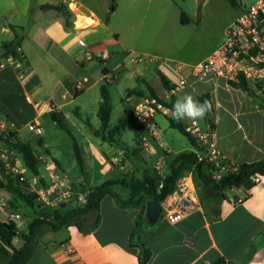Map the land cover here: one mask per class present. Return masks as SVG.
<instances>
[{
    "label": "crops",
    "instance_id": "1",
    "mask_svg": "<svg viewBox=\"0 0 264 264\" xmlns=\"http://www.w3.org/2000/svg\"><path fill=\"white\" fill-rule=\"evenodd\" d=\"M132 1L126 9L124 7L123 15H118L116 7L106 22L109 6H103L104 12H97L89 0H0V54L2 43L18 37L20 46L17 52L26 70L23 80L12 70L0 74V122L6 123L18 139L28 144L22 133L28 130L32 121H36L38 130L35 133L39 136L36 144L43 147V154L51 156L42 140L46 134L42 120L50 116L59 127L56 120L62 122V116L69 118L70 111L83 120L87 115L86 107L92 105L94 120L84 122L90 128L96 127L94 136L82 134L81 140L75 139L82 160L79 180L82 186L78 182L74 187L71 182L76 189L72 190V199L65 203L70 204L61 210L63 212L84 204L87 190L92 186L106 181L128 184L124 179L113 177L117 171H127L126 174L136 172L139 176L136 180H141L146 170H152L151 167L132 164L138 148L136 141L134 148L121 151L119 156L111 146L113 134L111 138H105V134L110 132L112 109L108 85L121 92L125 108L131 106L124 100L128 93L146 95L148 87L165 100L173 94L175 102L185 95H191L197 101L201 95H208L210 121L204 117L184 118L183 124L196 123L201 132L211 125L217 151L233 166L264 160V102L257 92H245L229 85L223 78L208 75L203 78L188 76L186 89L170 93L162 87L157 72L169 83L174 82L178 75L171 64L133 63L129 54L126 55L146 53L123 40L124 36L132 39L138 36L149 19V7L143 9L135 4V0ZM156 1L161 10L171 4L170 0ZM116 2L120 5L119 0ZM44 5H63L68 10L67 24L61 13L41 9ZM245 7L232 8L233 12L220 21L216 36L201 57L182 63L191 66L205 59L222 43L224 29ZM179 23L183 38L185 30L202 28L201 19L186 13H181ZM172 25L170 21L161 25L160 44H165ZM93 62L102 63V66L98 67ZM109 74L113 75V81L104 84L103 77ZM77 83L80 84L76 86ZM103 85L110 95V118L105 129L97 117L101 103L100 87ZM190 152H195V149ZM177 153L172 151V155ZM139 155H142L141 151ZM39 156L42 155H36ZM169 157H165L166 164ZM53 159L63 172L60 162ZM127 166L131 169L127 170ZM123 183L116 185L129 190ZM196 189L201 210L175 225L160 217L155 223H150L145 216L148 202L145 197L139 196L134 204L122 206L119 200H127L130 193L123 198L112 191L119 200L111 196L101 200L100 221L96 228L85 233L72 225L46 231L38 238L27 264H139L142 250L149 252L147 264H264V177L258 184L248 180L240 188L224 191L226 197L223 199L216 195L220 193L209 187ZM8 196V192L0 190L2 222H7L10 213L19 212V218L23 215L22 206ZM214 200H217L216 208ZM29 211L36 215L33 209ZM32 215H27L24 227L32 222ZM18 219L13 222L20 229ZM12 245L18 249L23 241L15 238Z\"/></svg>",
    "mask_w": 264,
    "mask_h": 264
},
{
    "label": "built area",
    "instance_id": "2",
    "mask_svg": "<svg viewBox=\"0 0 264 264\" xmlns=\"http://www.w3.org/2000/svg\"><path fill=\"white\" fill-rule=\"evenodd\" d=\"M82 44V42H80ZM132 55V54H131ZM133 63L156 62L161 65L171 64L174 72L178 75L177 80L170 83V93L183 91L189 86L188 76L203 78L208 75L220 77L229 82L243 79L247 85L255 87V90L264 102V0H256L254 3L241 10L237 18L224 29L222 43L217 46L205 59L194 65H186L180 62H159L154 57L144 56L136 59L131 58ZM12 70L19 79L26 77V70L20 58L8 57L0 60V74ZM104 84L113 81V75H104ZM159 81L161 83L160 77ZM80 84L77 83L76 86ZM126 103L132 116L141 128L137 146L146 161L153 163L152 171L160 179L158 188L162 187L161 181L166 176L165 157L172 155V151L164 147L161 129L156 121L157 116L167 118L170 109L163 103L165 99L150 95L137 97L126 95ZM134 101V102H133ZM28 130L37 132L38 123L32 121ZM186 132L195 140L197 148L195 157L197 163L205 165L213 180L219 181L221 177L235 169L228 160L215 147L214 129L208 125L205 132H201L196 123L185 127ZM13 132L4 122H0V163L4 174L17 177L18 188L22 192H30L36 195V200L42 204L57 208L72 199L73 185L65 174L57 167L54 159L45 153L38 157L39 163L45 173L34 177L30 187L24 185V170L21 168L19 153L12 147L15 139L10 135ZM159 151L161 153H159ZM43 179L44 183L40 181ZM262 177L255 174L250 181L255 184ZM160 203V214L170 225H175L188 215L201 210L196 185L191 172L181 176L175 183L173 191ZM19 215L10 213L7 222H13Z\"/></svg>",
    "mask_w": 264,
    "mask_h": 264
},
{
    "label": "rangeland",
    "instance_id": "3",
    "mask_svg": "<svg viewBox=\"0 0 264 264\" xmlns=\"http://www.w3.org/2000/svg\"><path fill=\"white\" fill-rule=\"evenodd\" d=\"M93 3V8H96L97 12H104L105 5L110 4V0H89ZM132 0H119L120 5L116 2V7H118V15L122 14L125 9L128 7L129 2ZM171 4L163 10L159 7V4L156 0H135L139 7L145 9L149 7V19L145 21V25L140 31L139 35L135 36L133 39L130 36H124L123 40H128L127 43L135 44V46L146 53H126L129 54V58L136 59L138 57L150 56L157 59L159 62L165 60L172 62H189L193 58L201 57L210 47L213 38L216 36L217 25L222 22L229 13L233 12L232 7L225 0H170ZM240 6H249L254 3L256 0H236ZM150 2V3H149ZM149 3V4H148ZM118 5V6H117ZM125 7V9H124ZM161 10V11H160ZM181 13L189 14L191 17L196 16L197 19H201L202 28L199 30H192L191 28L185 30L186 34L183 38L182 31L183 29L180 26L179 18ZM104 14V13H103ZM107 16V15H105ZM116 20V18H115ZM114 20V21H115ZM164 21L173 23L171 33H168L166 36L165 44H160V27ZM164 37V36H163ZM158 47L157 51L156 48ZM132 54V55H131ZM98 67L102 66V63H95ZM144 63V62H143ZM97 67V68H98ZM152 72V70H151ZM154 73V72H152ZM158 76L162 75L157 72ZM154 75V74H153ZM177 80V79H176ZM113 86L108 85V90L111 93V121L109 123L108 129L109 133L105 134V138H111L113 134L114 142L111 146L115 150V153L121 156V151H130L135 147V130L126 120L124 110L125 104L121 97V92L112 89ZM70 109H73L71 107ZM87 115H84L83 120L77 118L72 114V111L69 112V118L62 116L61 120L66 129L73 135V137L79 141L82 139V134L89 137H93V130L96 128L93 126L90 128L85 125L84 120L93 121L92 115V105L86 107ZM43 128L46 131L45 136L42 137V140L47 144V150L50 152L52 158L58 160L61 164V168L68 179L78 185L80 180V171L76 165L74 153L72 149V140L69 137L68 131L60 129L55 125L50 116H47L43 120ZM156 121L161 129L162 141L165 146L169 147L173 152L178 153H187L193 148L190 142L179 134L176 130L169 127L168 120L163 116H157ZM84 125V126H82ZM203 125V123H202ZM110 136H109V135ZM22 136L28 142L30 148L34 151L36 155H43V147L36 144V141L39 139V136L35 132L24 130ZM45 154V153H44ZM142 154V153H141ZM145 159L144 155H137L132 157V164L135 166H142L152 168L153 163L147 160L146 163L143 162ZM21 168L24 170V185L30 187L34 176L24 167L22 161H20ZM133 165V166H134ZM127 170L131 167H126ZM41 175L45 176V173L42 167L39 168ZM126 171V170H125ZM165 172L168 173V167L165 168ZM125 173V174H124ZM126 172H116L113 176L114 178L124 179L127 182H130L132 178L137 179L138 174ZM196 186L199 185V180L195 179ZM15 186V183L12 184ZM18 185V184H17ZM201 186V185H200ZM198 188V186H197ZM76 189V188H74ZM73 189V190H74ZM111 190L117 192L121 197L128 196L129 190L123 188L121 185L114 184L111 187ZM30 193V192H25ZM207 193V192H206ZM219 195L221 199L225 198V192H222ZM203 196V192H202ZM9 199H13L14 203L22 206V218L20 217L17 221V224L20 225V231H26L25 224L27 223V215H32L31 211L28 212L31 208L26 205L25 202L18 199L12 193H9ZM75 199V196L73 197ZM215 208L217 200H214ZM41 202L36 201V205L33 208L36 212H45L52 213L57 208H52L46 205L41 207L38 204ZM83 204H79L82 206ZM20 210V207H18ZM21 212V211H20ZM28 212V213H27ZM19 214V212H18ZM38 215H32V218H36ZM21 240V239H20ZM22 241V240H21ZM10 258L9 249L6 248L2 243H0V264H6Z\"/></svg>",
    "mask_w": 264,
    "mask_h": 264
},
{
    "label": "trees",
    "instance_id": "4",
    "mask_svg": "<svg viewBox=\"0 0 264 264\" xmlns=\"http://www.w3.org/2000/svg\"><path fill=\"white\" fill-rule=\"evenodd\" d=\"M225 1L235 9H238L240 6L236 0ZM41 9H52L61 13L67 24L68 10L63 5H44L41 7ZM115 9L116 0H110L108 14L105 18L106 22L109 18V14L114 12ZM19 46L20 39L18 37H15L12 41L2 43V53L0 54V59H6L8 57L20 58V55L17 52ZM159 77L162 87L169 92L171 90V84L163 75H159ZM228 84L240 88L245 92L259 90L261 88L260 85H255V87L250 88L243 79H240L238 83L229 82ZM128 94L136 95L137 97L150 95L159 98L157 93L150 87H148L146 95L135 92H130ZM100 97L101 103L97 111V117L100 121L102 129H105L110 118V95L107 91V87L104 85L100 87ZM198 101L200 103L208 102L210 105L208 95H201L198 98ZM163 103L169 109H172L173 105L175 104L174 95L170 94L168 99ZM210 112L211 110L209 108L204 116V119L207 122L210 121ZM124 114L129 125L132 126V128L135 130V141L137 143V138L141 128L132 116L129 107L125 108ZM166 119L168 120L170 128L176 130L179 134L187 138L192 148H197L195 140L186 132V126L183 124L182 120L176 121L172 119V114H170V116ZM56 122L61 129L68 131L61 121L56 120ZM210 127L212 128L211 125ZM68 134L72 140V149L75 162L81 173L82 160L79 148L73 135L69 131ZM10 135L15 139V144L12 147L19 153L24 167L34 177L41 176L39 170L41 164L39 163L38 157H36L30 146L18 139L14 132H10ZM136 151L137 152L135 155L137 156L140 154L139 148H137ZM167 165L168 173H166V176L161 181L162 187L160 189L158 188L160 179L154 174L152 170H146L143 173L141 180L132 179L128 184H125L122 181H106L99 185L90 187L87 190L85 202L82 206L71 207L64 212L61 211L64 210L68 204H70L68 203L57 207V210L55 209L52 213H45L43 211L40 213L36 212V215L38 216L34 218L32 222L27 226L26 231H20V229L14 222L0 221V243H2L11 251L10 258L6 264H27L32 257L38 238L42 236L46 231H57L58 229L72 225L76 226L80 231L85 233L92 231L98 226L100 221L99 207L101 200L105 196L115 197L119 200V197H117V195L111 190V187L114 184L123 183V185L129 189V198L125 201L119 200L120 204L122 206H125L134 204L139 196H143L147 200H155L161 202L167 195H169L173 191L176 181L188 172L192 173L194 182L195 179L199 180V185H197L198 187L200 185L209 187L215 193H222L233 188H240L245 182L250 179L252 175L255 174L259 175L260 177H264V160L236 165L233 171L225 173L219 181H215L212 179L211 174L205 165L197 163L194 152L177 153L175 155H171L169 157V162ZM40 181L44 183L42 178L40 179ZM13 183H15V186L12 185ZM17 184V177L4 174L0 163V190L12 193L18 199L25 202L28 207L33 209L37 201L36 195L32 193L22 192L18 188ZM79 186H82L81 182H79ZM42 205V203L38 204L39 207H41ZM15 238H19L23 241L22 247L18 249L14 248V246L12 245V241ZM141 253L142 255L139 264H147L149 252L147 250H142Z\"/></svg>",
    "mask_w": 264,
    "mask_h": 264
},
{
    "label": "clouds",
    "instance_id": "5",
    "mask_svg": "<svg viewBox=\"0 0 264 264\" xmlns=\"http://www.w3.org/2000/svg\"><path fill=\"white\" fill-rule=\"evenodd\" d=\"M209 108L208 102L200 103L191 95H185L178 99L169 111H171L172 119L179 121L184 118L201 119Z\"/></svg>",
    "mask_w": 264,
    "mask_h": 264
},
{
    "label": "water",
    "instance_id": "6",
    "mask_svg": "<svg viewBox=\"0 0 264 264\" xmlns=\"http://www.w3.org/2000/svg\"><path fill=\"white\" fill-rule=\"evenodd\" d=\"M160 203L155 200H148L145 216L150 223H155L160 214Z\"/></svg>",
    "mask_w": 264,
    "mask_h": 264
},
{
    "label": "bare ground",
    "instance_id": "7",
    "mask_svg": "<svg viewBox=\"0 0 264 264\" xmlns=\"http://www.w3.org/2000/svg\"><path fill=\"white\" fill-rule=\"evenodd\" d=\"M74 7V6H73Z\"/></svg>",
    "mask_w": 264,
    "mask_h": 264
}]
</instances>
